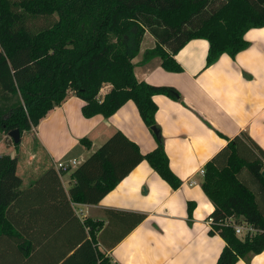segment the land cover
<instances>
[{
	"label": "trees",
	"instance_id": "trees-1",
	"mask_svg": "<svg viewBox=\"0 0 264 264\" xmlns=\"http://www.w3.org/2000/svg\"><path fill=\"white\" fill-rule=\"evenodd\" d=\"M259 27H264V0H0V126L7 133L31 132L72 93L84 101L85 117H109L132 100L157 143L142 154L123 133L114 132L71 173L73 184L67 191L53 168L22 189L18 157L1 154L0 264H118L99 249V238L93 235L98 229L101 237L106 226L79 221L71 203H98L143 160L171 188L181 184L169 167L162 137L152 129L157 110L153 97L179 99V93L173 86L136 78L133 58L142 36L148 31L156 41L144 59L159 57L164 69L179 72L182 67L174 56L189 40L208 41L209 66L223 53L234 57L244 50L246 31ZM106 84L111 88L100 98ZM263 169L264 150L246 132L227 140L206 163L201 187L214 206L209 234L226 242L215 264H235L240 258L249 262L264 249ZM39 197L55 199L58 209L67 210L79 226V239L67 248L50 241L45 230L64 220L40 216L44 205L34 201ZM193 207L187 204L189 218ZM105 213L108 220L114 217L124 224L109 247L145 217L112 209ZM230 217L257 232L238 238L225 224ZM88 236L95 250L90 241L84 242ZM82 242V249L91 252L88 259L65 260Z\"/></svg>",
	"mask_w": 264,
	"mask_h": 264
},
{
	"label": "crops",
	"instance_id": "crops-1",
	"mask_svg": "<svg viewBox=\"0 0 264 264\" xmlns=\"http://www.w3.org/2000/svg\"><path fill=\"white\" fill-rule=\"evenodd\" d=\"M248 46L234 57L221 54L214 63L206 64L208 41L189 40L176 54L182 67L172 72L161 66L159 57L144 59L156 41L146 31L137 55L133 58L138 80L153 85L173 86L179 99L155 95L156 127L163 139L169 167L181 184L173 189L154 171L146 160L136 165L128 175L96 204L71 203L79 221H98L106 230H94L102 252L118 264H215L226 245L218 234H209L208 218L214 206L202 190L200 170L222 149L227 140L246 132L264 150V27L251 28L244 35ZM111 86L104 85L102 98ZM84 101L70 93L60 105L51 109L31 130L45 163L38 168L37 154L28 157L29 166L17 173L22 189L32 186L49 168L59 175L65 191L73 184L71 173L114 132L120 131L135 143L142 154L156 147L152 130L145 125L132 100L122 104L111 116L82 114ZM21 139V138H20ZM86 139L83 143L81 140ZM12 156V155H11ZM75 161L66 170H56L58 162ZM43 204L40 216L62 218L64 223L45 230L50 241L65 249L80 237L79 226L67 210H59L55 199H34ZM194 204L191 218L187 204ZM143 214L144 219L120 241L109 247L124 224L116 218L107 219L105 210ZM67 222V223H65ZM131 223V218L126 225ZM55 238V239H54ZM90 241L88 238L84 242ZM82 242L65 258L83 262L91 255L82 249ZM91 242V241H90ZM66 245V246H59ZM109 245V246H108ZM94 249V245L91 242ZM95 250V249H94ZM64 262V261H63ZM235 264H264V249Z\"/></svg>",
	"mask_w": 264,
	"mask_h": 264
},
{
	"label": "rangeland",
	"instance_id": "rangeland-1",
	"mask_svg": "<svg viewBox=\"0 0 264 264\" xmlns=\"http://www.w3.org/2000/svg\"><path fill=\"white\" fill-rule=\"evenodd\" d=\"M20 137V143L18 145H15V143L9 137L8 133L0 126V155L9 154L12 156H17L19 160V167L21 169L22 164L24 167L29 166L30 163L28 161V157L35 152L37 154V167H43L45 163V158H43V155L41 154L39 149L35 148V139L33 134L31 132H23ZM235 235L238 238H242L244 236L243 233H235Z\"/></svg>",
	"mask_w": 264,
	"mask_h": 264
},
{
	"label": "built area",
	"instance_id": "built-area-1",
	"mask_svg": "<svg viewBox=\"0 0 264 264\" xmlns=\"http://www.w3.org/2000/svg\"><path fill=\"white\" fill-rule=\"evenodd\" d=\"M74 165H75V161H71L68 163L58 162L55 164V167H56V170H58V171H66V170L72 168ZM200 174L204 175V169L200 170ZM236 220L237 219L234 217H230L227 220H225V224L232 226L234 229V232L236 234L243 233V235L248 234L251 236L257 232V230L251 224H248L245 222L237 223ZM239 220H240V218H239ZM208 222L210 224L212 223V217L211 216H209Z\"/></svg>",
	"mask_w": 264,
	"mask_h": 264
},
{
	"label": "water",
	"instance_id": "water-1",
	"mask_svg": "<svg viewBox=\"0 0 264 264\" xmlns=\"http://www.w3.org/2000/svg\"><path fill=\"white\" fill-rule=\"evenodd\" d=\"M157 134L160 133L159 130L154 126L152 128ZM9 137L12 139L14 143H18L20 141V132L18 129H14L8 132ZM262 177L264 178V169L261 171Z\"/></svg>",
	"mask_w": 264,
	"mask_h": 264
}]
</instances>
